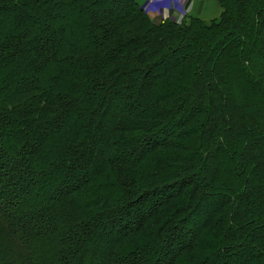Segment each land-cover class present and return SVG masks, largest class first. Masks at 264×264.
Returning <instances> with one entry per match:
<instances>
[{
  "label": "trees",
  "instance_id": "1",
  "mask_svg": "<svg viewBox=\"0 0 264 264\" xmlns=\"http://www.w3.org/2000/svg\"><path fill=\"white\" fill-rule=\"evenodd\" d=\"M221 7L0 0V264H264V0Z\"/></svg>",
  "mask_w": 264,
  "mask_h": 264
},
{
  "label": "crops",
  "instance_id": "2",
  "mask_svg": "<svg viewBox=\"0 0 264 264\" xmlns=\"http://www.w3.org/2000/svg\"><path fill=\"white\" fill-rule=\"evenodd\" d=\"M148 10L151 18L182 23L197 18L206 23L219 18L223 12L222 0H134Z\"/></svg>",
  "mask_w": 264,
  "mask_h": 264
},
{
  "label": "rangeland",
  "instance_id": "3",
  "mask_svg": "<svg viewBox=\"0 0 264 264\" xmlns=\"http://www.w3.org/2000/svg\"><path fill=\"white\" fill-rule=\"evenodd\" d=\"M148 10L149 11H151L150 10V8H148ZM147 10V11H148ZM73 11L72 10H69V11H67L66 13H65V15H64V18L63 19H61L59 22H58V25H67V23L69 22V21H71V20H73V19H76L77 18V16L76 15H74L73 16V13H72ZM122 106H125V107H127L129 104H130V102H129V100L127 101V100H122V101H120L119 102ZM116 104H118V103H116ZM115 104V105H116ZM257 105H259V107L261 106V107H263L264 106V103L263 102H260V103H258ZM255 106H256V104H255ZM116 107H118V106H115L113 109H115L116 110ZM250 108V107H249ZM114 113V110H110V114L108 113V115H111V117H113V114ZM109 120H110V117H105V119L103 120V123H105V125H107L108 124V122H109ZM6 150H4V148L2 149V152L5 154L6 152H5ZM124 157H127V156H125L124 155ZM23 184L24 185H26V186H28L29 184H28V182L27 181H25V183L23 182ZM22 183H21V185H23ZM23 185V186H24ZM51 191V189L50 188H44V189H42L41 191H38V193H37V197L38 198H40L41 196H43V195H45V196H48V194H49V192ZM7 194H9V192H7ZM160 197V195H158L157 196V198H159ZM38 198H36L35 200H40V199H38ZM42 198V197H41ZM9 199H10V197H9ZM154 199V198H153ZM147 203H150L149 202V200H148V202H147V200L146 201H144L142 204L143 205H147ZM193 227V225L190 223V224H187L186 226H185V229H184V232H185V234H184V236H182V238L183 239H189L190 238V235L191 234H189L190 233V230H191V228ZM250 233H253L252 231H249ZM250 233H248V236L247 235H244L243 237H249V239L251 240V239H253V235H250ZM108 239V238H107ZM109 242L110 241H106V238H105V240H103V241H101V247L102 248H106L107 246H108V244H109ZM175 242H178V237L175 239ZM175 242H173V243H175ZM176 244V243H175ZM173 246H174V244H172ZM100 252H101V255H98V257H97V260H96V264H100V260H102L103 258H104V256L106 255V252L105 251H102V249L100 250ZM165 253H166V250H162V248H158L157 249V252H156V254L158 255V256H163V255H165ZM156 256H154V257H152V264H155V262H156V258H155ZM230 264V263H229ZM233 264V263H232Z\"/></svg>",
  "mask_w": 264,
  "mask_h": 264
}]
</instances>
